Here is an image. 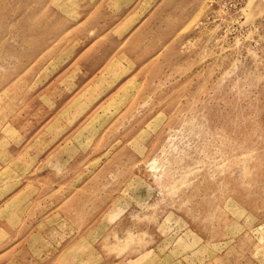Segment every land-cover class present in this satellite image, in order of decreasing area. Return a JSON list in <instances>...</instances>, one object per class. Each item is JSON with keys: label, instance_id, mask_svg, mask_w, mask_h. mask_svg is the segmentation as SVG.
Here are the masks:
<instances>
[{"label": "rangeland", "instance_id": "rangeland-1", "mask_svg": "<svg viewBox=\"0 0 264 264\" xmlns=\"http://www.w3.org/2000/svg\"><path fill=\"white\" fill-rule=\"evenodd\" d=\"M251 1L0 0L8 264H264Z\"/></svg>", "mask_w": 264, "mask_h": 264}, {"label": "bare ground", "instance_id": "bare-ground-1", "mask_svg": "<svg viewBox=\"0 0 264 264\" xmlns=\"http://www.w3.org/2000/svg\"><path fill=\"white\" fill-rule=\"evenodd\" d=\"M254 1H256V0H254ZM251 2H253V0L251 1ZM251 2H250V5H251ZM43 2L41 1V4H42ZM62 11V13H67V14H69L70 13V11L69 10H67V9H62L61 10ZM47 14V11H46V9H40L39 11H37V10H35V9H31L30 10V15L31 16H38V15H41V16H45ZM93 17H94V15H93ZM49 18H50V16L49 15H47V22H46V24L47 25H45V27H48L49 26V24L51 23V22H49ZM51 21H52V18H51ZM49 22V23H48ZM58 32H61V31H58ZM57 32V33H58ZM64 31H62L61 33H63ZM48 39L47 38H43L42 39V41H41V43H42V45H40L39 47H38V49H41L42 50V48H44V46H46V44L48 43ZM39 51V50H38ZM37 51V52H38ZM37 52H35V55H36V53ZM29 58H32V52L30 53V56H29Z\"/></svg>", "mask_w": 264, "mask_h": 264}, {"label": "crops", "instance_id": "crops-1", "mask_svg": "<svg viewBox=\"0 0 264 264\" xmlns=\"http://www.w3.org/2000/svg\"><path fill=\"white\" fill-rule=\"evenodd\" d=\"M14 245L15 243H11L10 241L9 244L2 246V249L0 250V264H8L9 261L14 258V254L17 251V249L13 247Z\"/></svg>", "mask_w": 264, "mask_h": 264}]
</instances>
